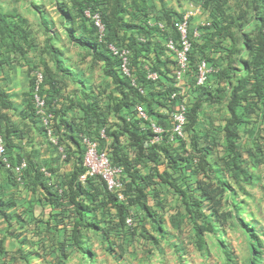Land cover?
I'll use <instances>...</instances> for the list:
<instances>
[{
    "label": "trees",
    "instance_id": "trees-1",
    "mask_svg": "<svg viewBox=\"0 0 264 264\" xmlns=\"http://www.w3.org/2000/svg\"><path fill=\"white\" fill-rule=\"evenodd\" d=\"M260 1L262 3V11L259 15V9H257L258 21L256 23V34L254 35V38L246 37L247 43L245 44V47L248 49V54L250 56L249 60L244 62L246 81H238L237 87L231 88L232 91L226 105L228 116L225 118L226 122L221 130L224 138L222 146L223 153L225 155L221 160L224 165L226 164L227 168L230 169V177L235 181L248 180L245 176L246 172L244 170V160L242 159L239 151L240 147L237 129L240 122H247L249 115L255 112V107L252 105L253 98L250 99V97H248V92L243 91L246 82L251 83V81H253L251 88L248 90L253 94V96L261 101L260 103L262 104V107H264V92L262 90V75L264 73V0ZM257 2L259 1L257 0ZM30 3H32L31 6H33L34 0H31ZM57 4L61 11L60 15L65 24H71V26L73 25L72 28L76 27V25L78 28H82L80 34L77 35L72 32L71 35L78 39L80 43L88 40L91 44H96L98 51L93 53V59L96 61H103V72L105 75L111 76L112 81L115 84V90L118 92V95L110 94L108 98V112H112L118 120L120 119L118 125L109 131V136L112 137L109 155L113 164L121 165L123 167L122 176L127 179L125 191H135L134 196L130 197V202L143 204L144 207L147 208L145 203V190L147 186L154 183L153 175L151 173H140L138 166L145 162L146 159L156 160L154 155L157 150L160 149L169 159L171 166L179 172V175L173 180H169V176L165 172L158 175L161 181L173 188L174 193L177 194L179 201L182 203L183 211H177V215H175L178 220V224L183 221V219L190 218L189 220L192 222L195 231L197 246L203 255L210 256L208 251L209 248L206 245L207 241L205 239V234L207 232H211L215 236L219 249L223 251V245L228 246V238L224 227H226V224L228 223V218L232 217V212L229 209L222 208L225 192L230 189L229 182L222 178H217L216 182H213L212 178L197 176L198 166L196 165L193 167L191 159L185 157L182 158L178 151L175 155H172L167 145L144 146V141L148 139L150 130L141 129L138 121H127L121 114V111L125 107H130V99L134 95L131 93L134 89L130 84V80L127 77L121 76L117 72L115 67L120 62V59L112 55V53L108 50L106 43H97L95 41V38L93 37L95 28L85 17H83V9L85 7L94 9L95 6L102 5L101 11L103 14V21L107 27V35L105 37L106 42L116 39L118 37V32L121 29L127 28L130 31L129 37L131 38V44H136L135 47H132L133 54L130 57V65L135 69V73L137 74L136 79L146 86L147 89L146 96L138 95V99L145 101L148 114L155 116L161 124L167 125L166 115L155 112L154 107L164 104L163 93L169 92L172 88L171 86H166L164 91L161 93L156 88V85H154L146 77V65L142 63V60L143 58H145V60L149 59L152 56V52L155 51L156 62L153 61L151 69H154L161 74H164V71L160 69L161 67H164L167 71L169 69L167 66H163L165 65V62L162 61L156 53V50L160 48L158 44H152L151 41L138 43L133 35V33L137 32L139 34H144L147 38H150L154 27L143 23V21L140 23H129V20L124 19L125 14H128L130 18L137 19V17H135L137 15H133L136 11L139 13L144 12L143 15L148 17V6L146 5L147 0H130L128 4L125 0H71V4L69 6L64 4L61 6L59 2H57ZM36 8L37 7H35V9ZM12 10L18 9L10 7L6 11L0 6V65L3 63H9L10 60H15L19 63L27 64L30 73L35 67V64L26 58V52L32 47L31 28L29 26L28 19L22 13H14L11 12ZM166 16L169 19V16ZM40 17L43 19L42 15H40ZM224 18L227 20V23L223 26V38L226 37L228 33L230 34L231 31L228 30L230 24L235 23V19L232 17L224 15ZM39 22L41 24V21ZM129 24H133L132 28L128 27ZM216 28L217 32L218 30H221L219 26ZM46 32H48V30H46ZM82 32L84 33V36H82ZM207 35H209V33L203 35V38L208 41L209 39L207 38ZM52 39L53 37L51 36L50 38L44 40L45 48L42 51H46L48 53L51 62L57 66V70L63 71V51L58 45H55L52 42ZM193 43H195V41H193ZM207 46L208 44L205 42L204 45L200 46V50L204 53V48ZM16 56H18V59ZM39 62L43 66V78L42 83L39 86V93L41 95H46V103L49 110L55 114V117H58L59 123L63 125L66 130L72 132V129L74 128L71 126V120L66 117L67 108L63 105V103L60 107H58L61 94L57 77H55L53 69L45 60H40ZM225 69L226 68L221 69L222 72H224ZM35 82V75L30 74L31 90L33 89ZM44 84L47 85V89L43 87ZM214 86L215 79H212L209 80L206 87L199 88L202 90V94L206 93L209 95V92H207L206 89L209 90ZM26 96V100L28 101L27 106L29 105L30 109L33 111V94L29 92ZM88 99L89 101L87 104H80L84 114L82 120H86V122L81 125L83 128L80 127L77 129V131L80 132H83L89 127L91 123L89 121L91 118H94L99 125L103 124V118L101 116L105 119L104 112L97 107V100L91 97ZM201 102L202 101L200 99H197L193 104L189 105L187 114L188 116H192L193 122H196L195 114L200 111ZM8 106H10L8 96L0 89V107ZM261 123L264 135V114L259 121V124ZM121 134L127 135L128 142H124V145H127V147H129L128 149L132 148L133 152L123 150L119 141V136ZM68 136L70 137L71 135ZM212 144L214 143L212 142ZM181 160H184V165H181ZM203 162H206V160H203ZM199 165L203 166L202 163H199ZM182 168L186 170L188 169L189 175H185L181 172ZM35 172H37L34 175L36 178H41L43 176L40 171L36 170ZM82 172L83 168L75 166L72 171L63 176V182L67 187L65 196L68 197V206L72 205L69 208L73 214L71 230L75 240L76 250L78 252L82 251L83 245L85 244L83 240L78 239L80 229H86L89 226L96 228L97 226V223L88 220L90 215L89 211L92 209V202L94 204L96 202L97 204L99 201L100 205L105 207L108 203H111L117 212V218L120 220L119 223H116L117 226H119L118 224L123 223L124 217L127 214L124 203L117 198L116 193L107 191L104 188V185L103 191H101L100 189H97L99 186L98 184L91 183L89 180H87L86 185L77 182V177ZM101 192L102 197L98 195ZM54 203L57 204L59 210L64 209V205L60 200H58V198L55 199ZM203 207H207L210 211H212L213 220L210 221L205 218V214L202 209ZM243 215L244 214L240 212L236 213L235 217L237 220L244 222ZM257 247L258 245L255 239L249 242V256L246 259V264L260 263L261 259L259 254L256 253ZM19 250L22 251L21 248H19ZM83 253L90 256L88 250ZM65 256L66 254H64V257ZM227 264H230V262L228 261Z\"/></svg>",
    "mask_w": 264,
    "mask_h": 264
},
{
    "label": "rangeland",
    "instance_id": "rangeland-1",
    "mask_svg": "<svg viewBox=\"0 0 264 264\" xmlns=\"http://www.w3.org/2000/svg\"><path fill=\"white\" fill-rule=\"evenodd\" d=\"M57 0H34V5L37 7L33 10L32 3L26 0H0V6L4 10H8L10 7L17 8L24 13V16L29 21L31 28V43H41L51 36L53 37L52 42L55 45H61L62 42L71 44V50L73 51L72 57L74 58L72 66H76L77 69H81L83 73H89L95 78V83L99 80L102 71L99 67L94 66L95 63L91 58V48L89 46H82L79 40L71 35L78 33L76 28H72L71 24H65L61 17L60 9L56 6ZM172 1L177 3L179 13H183L187 8L198 9L195 17L192 20V27H197L199 30H204L207 27H212L209 30L207 38L204 40L195 41L191 52V58L193 64L196 62L198 57L207 56L216 65L219 66L215 77L216 86L207 90L209 95L204 93L200 88L194 87L192 74L194 69L191 70L192 74H189L183 79L184 91L191 97V104L197 99H200L201 109L195 114L196 122H193L192 116H188V123L185 127V150H181L182 157H195L198 166L197 176L209 177L216 182L217 178H222L229 181L230 189L225 192L223 209H229L232 212V217L228 218L226 224L225 233L228 238V246H224L223 251L218 247L215 240V236L211 232L205 234L207 240L206 245L209 248V255H201L197 249H194L191 242L187 241V232H184L183 247L186 251V258L184 264H206L208 261L211 264H246V259L249 256L248 246L249 242L253 239L257 241L256 253L259 254L261 259L260 263L264 264V233L261 227L264 225V135L262 134V123L259 124L262 114L255 111L250 116L248 123H241L239 125V151L241 157L246 162V171L250 176V181L245 182L243 180L232 181L227 176L228 172L225 169V165L221 160L225 155L223 153V133L221 132L227 116V102L229 101L231 88L237 87L238 81L243 79L245 74L244 62L249 60L248 49L245 44L247 43L246 37L254 38L256 34V23L257 9H259V15L262 11V3L260 0H159L158 3L153 4L151 16L162 15L163 4L171 5ZM4 2L5 5L2 6ZM159 6V7H157ZM39 9V10H38ZM167 9L172 10L169 6ZM188 9V10H189ZM46 12L51 18L45 17V21L51 22V30L45 33L42 29L39 21H43L38 12ZM34 11V12H33ZM173 11V10H172ZM174 13V11H173ZM170 15V14H169ZM224 15L235 19V23L230 24V34L223 38V26L227 23ZM128 16H126V19ZM133 24H129V28H132ZM220 27V31L216 27ZM78 35V34H77ZM130 31L121 29L118 32L117 43L128 42L131 47H135L136 44H131V38L129 37ZM221 37V38H219ZM158 41L160 48L156 50V53L160 57L166 59V52L162 47L163 37L158 36L155 38ZM207 42L208 46L204 48L203 53L200 50V46ZM155 59L153 54L146 63L151 62ZM172 58L169 60V65L172 64ZM50 67L53 69L55 77H57L58 85L67 77L68 83H63L64 87H68L69 90L65 94L66 89L62 91L65 99L66 106L70 105V98L72 93H75L79 88V85L75 83L69 74L63 70H57V66L53 64L50 59ZM143 63V62H142ZM90 69H86V68ZM150 69V67H148ZM226 68L224 72L221 69ZM137 74L135 73V77ZM170 75L162 80L167 83L170 79ZM210 96V97H209ZM251 98V96H249ZM253 105L254 104L252 103ZM72 105V104H71ZM264 105V104H263ZM72 114L75 116L79 115V111L75 109H69L68 115ZM113 115L108 116V123L115 125ZM212 142L214 144H212ZM206 160V162H203ZM202 163L203 166H200ZM212 169V170H211ZM212 176V177H211ZM168 196V200L172 203H176V196L171 193H165L164 197ZM147 201L151 203V194L147 195ZM135 206V205H134ZM207 220H213L212 211L207 207L202 208ZM32 211L35 214H42V218L51 219L55 222H61L63 220L71 221V211L66 209L63 213L61 212H49L45 208L34 207ZM136 217H139V213L136 208L133 209ZM243 213L244 222L237 220L235 217L236 213ZM65 215V216H64ZM246 215V216H245ZM235 217V218H234ZM253 218L256 224L255 228L247 222V219ZM141 219V218H140ZM256 219V220H255ZM202 221V220H200ZM217 225V222H216ZM258 225V226H257ZM44 228V227H42ZM24 228H17V233L21 234L22 231H28ZM41 229V228H39ZM54 229L64 232V227L54 226ZM113 229V228H112ZM58 231V230H57ZM39 235L36 238L27 242L25 246L29 249L36 251L42 255L43 264H91L90 256L83 253L87 250L88 244L84 245L81 252L73 255L71 259H66L64 254L71 248L72 241L64 242L63 248H59V244L48 241L47 238L41 236L43 229L38 230ZM193 242V241H192ZM94 246H97L96 250H93V263H102L103 251L106 252L102 242H95ZM74 247V245H73ZM173 248V247H172ZM230 250V251H229ZM146 251H149L147 249ZM166 253L171 256H175L174 260L170 264H182L179 259L181 257L176 251L171 252L170 249L165 250ZM64 253V254H63ZM189 257V258H188ZM0 264H25L23 260H10V258L3 257L0 255Z\"/></svg>",
    "mask_w": 264,
    "mask_h": 264
},
{
    "label": "crops",
    "instance_id": "crops-1",
    "mask_svg": "<svg viewBox=\"0 0 264 264\" xmlns=\"http://www.w3.org/2000/svg\"><path fill=\"white\" fill-rule=\"evenodd\" d=\"M20 1V0H18ZM31 2V0H26ZM159 0H147L148 9H153V4L158 3ZM2 6L5 5L1 2ZM177 3L172 1L168 5L175 13H179ZM166 4H163V9H167ZM159 7V6H157ZM33 10L35 5L33 4ZM14 13H22L21 10H12ZM42 29L45 33L47 26L41 21ZM80 34V33H79ZM45 42L32 43V47L26 52V58L35 64L33 70L29 73L28 65L19 63L15 60H10L9 63L0 65V89L7 94L10 106L0 108V125L3 129L5 139L7 142V150L11 156L13 163H16L20 157L28 160L29 170L25 173V179L21 183L15 182L12 175L7 172L0 165V253L3 252V257H12V259H21L25 264H43L42 255L33 250H29L26 245L27 242L39 235L38 230L43 229L41 236L47 238L52 243L59 244V248H63L64 242H75L72 234V221L63 220L55 222L51 219L42 218V214H35L32 209L34 207H43L48 213L59 212V207L54 203L57 194L50 188V181H55L59 184H64L63 176L73 170L75 166H80L82 154L80 145L77 142V129L82 125L83 120L76 123L72 114H67L66 117L71 120V126L74 128L72 132L58 123L57 129L59 132V141L57 145L50 143L42 131V126L39 117H37L30 109L28 104L27 93L31 92L30 74L39 73L43 71V66L39 62L45 60L48 65L49 56L46 51H42ZM63 51V64L65 73L69 74L75 83L79 85V89L70 95V105L65 106V99L62 91L66 89L65 94L69 88L64 87L63 83H68L67 77L62 82H59L61 88V97L58 107L63 105L67 110L74 108L79 111L78 117L83 116V111L79 107V103H86L88 98L97 100V107L106 109L108 107V98L110 94L118 95L115 91V84L111 78L103 73V63L96 62L94 66L99 67L102 71L99 80L95 83V78L89 73H83L81 69L72 66L74 58L71 44L62 42L58 45ZM18 59V56H16ZM51 61V59H50ZM86 69H90L89 67ZM43 87L47 89V85ZM257 104L260 109L262 104L255 96L253 102ZM72 104V105H71ZM124 108L122 111H125ZM108 111V110H107ZM113 115L112 112H107V118ZM115 120V117H113ZM116 122V120H115ZM109 130L113 128L111 124ZM96 130V123L92 122L89 131ZM67 133V134H66ZM68 135H71L70 137ZM93 135V134H92ZM111 136L107 138L108 144L111 141ZM119 141L123 150H129L124 142H128L126 134L119 136ZM65 150V155L60 151ZM156 160L146 159L145 162L138 166L139 172L142 174L151 173L153 175L154 183L147 186L145 192L146 197L151 194V203L147 201L150 209L156 210V218L146 214V209L142 208L140 204L130 206V211L136 208L137 212L144 217L140 227L136 229L133 237L125 235L119 244V248L109 251L107 242L112 238L114 233L112 229L113 223L117 221V212L111 203L107 206L100 205L99 201L92 202V209L89 211L88 220L97 223L96 228L89 226L86 229L81 228L78 234V239L83 240L88 244L89 248L96 250L95 242H102L104 249L101 264H170L175 256H169L165 250L170 249L171 244L179 248L181 254L182 243L185 240L184 232H187V241L192 244L193 228L188 218H185L178 225V220L175 217V212L178 207V199L176 203L168 200V196L164 197L165 193L174 195L173 188L159 179V174L167 173L169 180L175 179L179 175L174 169L165 155L156 152L154 155ZM40 171L43 176L36 178L35 171ZM45 171L51 174L50 178L45 176ZM181 172L189 175V170L182 168ZM97 189L103 191L102 186ZM102 197V192L98 194ZM54 226L64 227V232L59 229H54ZM44 227V228H42ZM17 228H24L28 231L17 233ZM41 228V229H39ZM23 229V230H24ZM58 230V231H57ZM159 240L160 247L155 248ZM140 243L148 247L149 251L142 250ZM75 246V244H73ZM71 245V248L66 252V259H71L75 255L76 248ZM19 248L22 249L20 254H17ZM154 248V249H153ZM194 248V247H193ZM184 255V254H183ZM189 258V257H188Z\"/></svg>",
    "mask_w": 264,
    "mask_h": 264
},
{
    "label": "clouds",
    "instance_id": "clouds-1",
    "mask_svg": "<svg viewBox=\"0 0 264 264\" xmlns=\"http://www.w3.org/2000/svg\"><path fill=\"white\" fill-rule=\"evenodd\" d=\"M125 1L128 4L130 0H125ZM57 2H59L61 4V6H63V4L67 5V6H69L71 4V0H57L56 6H58ZM101 9H102V5H97L94 7V9H91L90 7H85L83 9V17H85L88 20V22H90L94 26L95 30L93 33V35H94L93 37L95 38V41L97 43H106V46H107L108 50L112 53V55L120 59V62L116 65L115 69L117 70V72L121 76L129 78L130 84L134 89V91L131 92L134 95L130 99V107H125L126 110L121 111V114L124 116V118L127 121H134V120L138 121L141 129H149L150 130V134H149L148 139H146L144 141V146L148 147L151 145H167V147L170 150V153L172 155H175V153H177V151H178V153H180L181 157H182V154H184V153H181L180 151L184 150L186 152V150L184 149L186 146L185 127L187 126V123H188V114L187 113L189 110V105L191 104L190 101L192 100L191 97L189 95H187L186 92L184 91L183 79L191 73L192 69H194V72L192 75L193 81H194V84H193L194 87L195 88L206 87V85L209 83V80L215 79L218 71L220 70L219 66L216 65L207 56L198 57V59L196 60V62L194 64L191 63L192 60L190 58L192 48H193V41H197V40H200L201 38H203V35L207 34L209 32V30H212V27H207L203 31L199 30L197 27L191 28L192 27V25H191L192 20L194 19L196 11L198 10V9L196 10V9H192V8H190V9L187 8L183 13H178V14L175 12L173 13V11L170 9H165L166 11L164 9H162V13H161L162 15H160L158 17L157 16L150 17L151 11H152L151 8L148 9V17H146V15L145 16L143 15L144 12L139 13L138 11L133 13V15H137V16H135V17H137V19L130 18V16L128 14L124 15V19H126V16H128V18L126 20H129L130 21L129 23H140L143 21V23L154 27V30L151 33L152 36L150 38H147L144 34H139L137 32L133 33V35L135 36L136 42L144 43L147 41H151L152 44H158L159 45L158 41L155 40V38L158 36L163 37L162 47H163L164 51L166 52V55H167L166 58L168 59V62L166 63L165 62L166 59H164L163 57L161 58L160 55L158 57L162 61L165 62V65H163V66H167L169 70L167 71L166 69H164V67H161L160 69L162 71H164V74H161L158 71L151 69V65H152L151 62L146 63L147 60H145V58H143V60H142L144 65H146L145 66L146 77L154 85H156V88L161 93H162V91H164V88L166 86H171V88H172L169 92L163 93L164 104L154 107L155 112L162 113V114L166 115L167 125H163L155 118V116L148 114L147 108L145 105V101L138 99V95L146 96L147 89H146V86H144L142 83H140L136 79L135 69L132 68L130 65V57L133 54V48L130 46V44L128 42H121L120 41L119 43H117L116 40H112L109 42L105 41V37L107 35V27L103 21V14H102ZM38 13L43 16V19L47 16L49 18H51L49 15L46 14V12H43V10H42V13H40V12H38ZM166 15L169 16V19L167 18ZM185 16H187L186 17V21H187L186 38H187V41L189 43L188 50L186 51L187 64H186L185 70L181 71V74H179L177 77V71L180 70V65H179L177 57H176V51H178V50L180 51L182 49V44H181L180 34H179L178 30L176 29L175 24L185 20L184 19ZM97 18H98V20H99V22L103 28L101 32L99 31V26L95 23ZM44 21H45V19L42 22H44ZM45 24L47 26V30H51V24L52 23L45 21ZM71 27H73V25ZM263 27H264V25H263ZM75 28H76V30L79 31L76 34H79L81 32L82 28H78L77 25ZM263 31H264V28H263ZM82 36H84L83 32H82ZM219 38H221V37H219ZM169 39H171L173 41V48L172 49H169L167 47V41ZM80 44L82 46L83 45L89 46L91 48L90 53H91L92 61L94 63L99 62V61L103 63V61H101V60L96 61L93 59V53H96L98 51L96 44H91L88 40H86ZM112 47H114L117 50V52H115L112 49ZM122 48H125L128 50V54L125 55V57H126L125 63L123 62L122 55L120 54L122 51ZM153 54L155 55V51L152 52V55ZM170 58H172V60H173L171 65H169ZM155 59H156V56H155ZM155 59L153 61H155ZM201 60L206 61L208 68H210V72L206 78V81L204 83L198 84L197 83V66ZM103 66H104V64H103ZM124 67L126 70L123 69ZM148 67H150V69ZM193 67H195V68H193ZM42 73H43V71H41L39 73H34V75L36 77V82L33 85V89L31 91V93L33 94V98H32L33 113L37 117H39L40 122H41V126H42V131H43V134L45 135L46 139L50 143L55 144V145H57V147H59L60 145H58V141H59L60 136H59V132L57 129V125L59 123L58 117L57 116L55 117V114L51 110H49V107L46 103V95L45 94L41 95L39 93V86L41 85L42 78H43ZM153 73L156 75V77L154 79L149 77V75L153 74ZM245 73H246V70H245ZM169 75L171 76L169 81H167V83L164 82L162 79L166 78ZM107 76H109V75H107ZM109 77L111 78V76H109ZM111 80H112V78H111ZM243 80L246 81L245 74H244L243 79H240L239 81H243ZM262 81H263L262 90L264 92V73L262 75ZM252 82L253 81H251V83L246 82L245 87L243 89V91L248 92V95L251 96V98H253L254 96L251 92H249L248 89L251 88ZM216 85H217V83H215V86ZM59 89H60V94H61L60 86H59ZM35 96L42 98L44 101L42 111H38L37 107L35 106ZM88 101H89V99H87V102ZM87 102L86 103H83V102L79 103V107H80V104H87ZM252 103L255 104V101ZM138 106L142 107V110L144 112L145 117H142L139 115L138 109H137ZM253 106L255 107V111L261 113L262 114L261 116L263 117L264 107L260 109V107L258 105L257 106L253 105ZM182 107H183V110H181ZM71 109H74V108H71ZM101 111H103L105 114V119L103 116H101L103 118V124L102 125H99L94 118H91L89 121L91 123L92 122L96 123V130L94 132L89 131V129L91 127V123H90L89 127L86 130H84L83 132L77 131V135H76L77 142L80 145L81 154H82V160L80 163V167L83 168V172L81 174H79L77 177V182H79L83 185H86L87 180H89L91 183L98 184L99 186L103 187V185H104V188L107 191L116 193L117 198L119 200H121L124 203V205L126 206L127 214L124 217L123 223L118 224L119 226H117L116 223L120 222V220L117 218L116 223H113V225H112V228L114 231V233L112 234V238L106 243L107 244L106 248L109 251H113V250L119 248V244L125 235H129V236L133 237V235L136 233V229L138 227H140L144 217L139 214V217L141 219L140 218L138 219V217H136L133 210L130 211V209H131L130 206H134V205L139 204V203L130 202V197L134 196L135 191H132V192H128V191L126 192L125 191L126 190L125 185H126L127 179H125V177L122 176L123 167L121 165L113 164L110 160L109 152L111 150L112 138L108 144L107 138L109 137V131H110L109 130L110 126L107 125V123H108L107 112L108 111L106 109H101ZM180 112H182L184 114V120L178 129V130H180V132H178V130H176L175 128L177 127L179 122L176 118L174 119V115L177 113H180ZM67 114H68V110H67ZM83 116H84V114H83ZM83 116L78 117V116L73 115V117L77 118V120H74V121L76 123H79V121L82 120ZM113 116H114V114H113ZM227 116H228V110H227ZM250 116L251 115H249L247 122L246 121L240 122L237 126V129L239 128V125L241 123H248L250 121ZM114 117H115L116 122H115V125H112V127H116L120 121V119L118 120L116 116H114ZM57 121H58V123H57ZM85 122H86V120H83L82 124H84ZM225 122H226V120H225ZM78 128H80V126ZM81 128H83V126H81ZM155 129H157V130H155ZM262 134H263V132H262ZM238 139H239V129H238ZM0 140H1V144L3 146V151L0 153V165L7 172H9L12 175L15 182H17V183L23 182L25 179V173L29 170L28 160L22 156L19 158V160L16 163H13L11 156L7 150V142H6L5 135H4V132H3L1 125H0ZM181 142H182V145H181ZM92 144H94L97 152H104L105 153L106 158L108 159L109 165L113 169L116 170L115 175H114V180L118 183V185L116 187L110 189L108 187L106 179L100 174H94V175L89 174L88 167L85 164V155H86L87 146L92 145ZM130 149H132V148H130ZM157 151H159L160 154L165 155V153L163 151H161L160 149ZM60 152L65 155L64 149L61 150ZM240 155H241V153H240ZM165 158L169 162V159L166 156H165ZM182 158H184V157H182ZM185 158H190L191 161L193 162L192 166L193 167L196 166L198 160L196 161L195 157H185ZM225 159H227V158H225ZM181 162H182L181 165H184V160H181ZM169 164L171 165L170 162H169ZM225 169L228 172L227 176H229V179L236 182L233 178L230 177V169L227 168L226 164H225ZM244 170L246 172L245 176L247 177L248 180H243V181L249 182L250 176L247 174L245 161H244ZM45 176L47 178H50L51 174L49 172L45 171ZM49 186L57 194L56 196H57L58 200H60L62 202V204L64 205V209L59 210V212L61 211V213H63L65 208L69 210V208L72 205L68 206V204H69L68 197L65 196V192L67 191L66 185L65 184H59L55 181H50ZM174 195L178 199L177 194L174 193ZM178 202H179V204H178L176 212L177 211H183V206H182V203L179 201V199H178ZM145 203H146L147 208H145L143 204H140L142 206L143 210L145 208L146 214H149L153 218H156L157 211L149 208V206L147 204V197H146ZM176 212H175V215H177ZM188 219H190V218H188ZM71 221L73 222V214L72 213H71ZM247 222L249 224H251L254 228L256 227L255 226L256 224L254 223L253 218L251 220L247 219ZM190 223L192 225L191 221H190ZM192 228H193V225H192ZM260 228H261L262 232L264 233V225H263V227L260 226ZM193 231H194V228H193ZM192 241H193L192 244H193L194 249H197L198 252H200V254L203 256V254L201 253V251L198 248L197 243H196L195 231L193 232V235H192ZM86 243L87 242H85V244ZM74 244H75V242H74ZM84 245H83V249H85ZM171 246L173 247L172 252L176 251L181 256V257H179L178 260H180L181 263L184 264L185 260H188V259L185 257L186 251L183 247V243H182V250H184V252H183L184 255L180 253L179 248H176L175 245L171 244ZM154 247L155 248L160 247L159 240L156 243V246H154ZM74 248H76V246H74ZM140 248L142 250L148 249V247H145L141 243H140ZM29 250H31V249H29ZM87 250L90 253V257H91L90 260H91V264H92L94 252H93L92 248H89V247L87 248ZM76 252H77V250H76ZM20 253H21V251L19 250L17 254H20ZM0 255L3 256L4 255L3 252H1ZM10 260H15V259H12V257H10ZM82 264H85V263L83 262ZM206 264H211V263H209V261H208Z\"/></svg>",
    "mask_w": 264,
    "mask_h": 264
},
{
    "label": "built area",
    "instance_id": "built-area-1",
    "mask_svg": "<svg viewBox=\"0 0 264 264\" xmlns=\"http://www.w3.org/2000/svg\"><path fill=\"white\" fill-rule=\"evenodd\" d=\"M186 17H184L185 20L176 23V29L178 30L180 37H181V44H182V49L179 51H176V57L178 60V63L180 65V70L177 71V77L179 74H181V71L185 70L186 64H187V57H186V51L188 50L189 47V43L187 41L186 38V33H187V21H186ZM95 23L99 26V31H102V26L98 20V18L96 19ZM264 28V27H263ZM167 47L169 49L173 48V41L171 39H169L167 41ZM112 49L117 52V50L112 47ZM122 55L123 58V62H126V57L125 55L128 54V50L125 48H122V51L120 53ZM124 70L125 67L123 68ZM210 72V68H208L206 61L201 60L197 66V83L201 84L204 83L206 81V78L208 76ZM149 77L151 78H155L156 75L150 74ZM44 105V101L42 98H39L38 96H35V106L37 107L38 111H42V107ZM138 109V113L140 116L145 117L144 112L142 110L141 106L137 107ZM181 110H183V107L181 108ZM177 119L179 124L177 125V127L175 128L176 130L179 129L181 123L184 120V114L182 112L177 113L174 115V119ZM157 130V129H155ZM178 132H180V130H178ZM3 151V146L1 144V140H0V153ZM85 164L88 167V171L89 174L94 175V174H100L102 175L108 184V187L110 189L116 187L118 185V183L114 180V175L116 170L113 169L108 162V159L106 158V155L104 152H97L95 149L94 144L92 145H88L87 146V150H86V155H85Z\"/></svg>",
    "mask_w": 264,
    "mask_h": 264
}]
</instances>
